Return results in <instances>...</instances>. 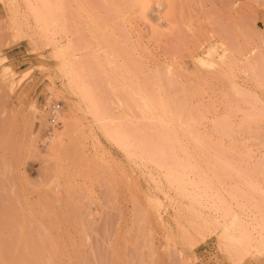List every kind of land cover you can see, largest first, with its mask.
<instances>
[{"label":"rangeland","instance_id":"374dc122","mask_svg":"<svg viewBox=\"0 0 264 264\" xmlns=\"http://www.w3.org/2000/svg\"><path fill=\"white\" fill-rule=\"evenodd\" d=\"M0 202L11 264H264V0H0Z\"/></svg>","mask_w":264,"mask_h":264},{"label":"bare ground","instance_id":"6f19581e","mask_svg":"<svg viewBox=\"0 0 264 264\" xmlns=\"http://www.w3.org/2000/svg\"><path fill=\"white\" fill-rule=\"evenodd\" d=\"M1 203V202H0ZM6 203V202H5ZM3 204V203H2ZM7 204V203H6ZM3 206V205H2ZM10 215H7V219L10 220L9 218ZM15 216V215H14ZM4 218V217H3ZM2 219V218H0ZM3 220V219H2ZM15 220L18 222V220L15 218ZM13 221V222H16ZM19 221H20V217H19ZM78 221V220H77ZM82 221V220H81ZM5 222V221H4ZM81 224V222H80ZM9 225V224H8ZM15 225V224H14ZM16 225L18 226V223H16ZM83 225V222H82ZM10 226V225H9ZM6 227V224H5ZM11 227V226H10ZM19 228V227H18ZM17 228V229H18ZM39 228V227H38ZM11 229H13L11 227ZM16 229V230H17ZM26 230V229H25ZM28 230V229H27ZM32 230V229H31ZM8 232V231H7ZM38 233L40 231H37ZM42 233V232H41ZM19 236V233L17 232H8L5 234L0 235V264H11L13 263L14 259H12V253L13 251H15L18 246L19 247H25L27 249L26 253L28 252V249H34V247H37L35 245L36 240L33 239L32 237H29V239L27 240V238L25 239V241L22 243V245H19L15 239ZM40 244V243H39ZM41 247V246H40ZM18 262V261H17ZM17 262H15V264H17ZM98 262V261H97ZM19 263V262H18ZM27 262H23V264H26ZM99 263V262H98ZM28 264V263H27Z\"/></svg>","mask_w":264,"mask_h":264},{"label":"built area","instance_id":"2783aa9c","mask_svg":"<svg viewBox=\"0 0 264 264\" xmlns=\"http://www.w3.org/2000/svg\"><path fill=\"white\" fill-rule=\"evenodd\" d=\"M61 109V104L58 102L52 103L49 108V122L51 125H55L57 123V115Z\"/></svg>","mask_w":264,"mask_h":264}]
</instances>
